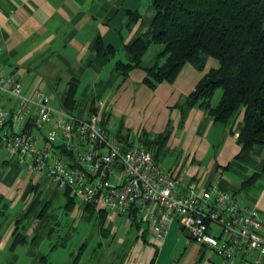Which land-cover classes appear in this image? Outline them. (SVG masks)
<instances>
[{
  "label": "crops",
  "instance_id": "0c3cea01",
  "mask_svg": "<svg viewBox=\"0 0 264 264\" xmlns=\"http://www.w3.org/2000/svg\"><path fill=\"white\" fill-rule=\"evenodd\" d=\"M154 14L153 0H0V73L14 75L26 94L42 89L53 106H65L68 86L77 80L76 103L65 107L84 117L99 113L104 124L116 113L120 121L114 135L121 141L116 135L120 128L133 144H142L144 133L153 136L170 126L157 156L162 165L182 174L184 181L217 184L258 206L264 215V142L242 151L236 122L214 120L199 101L183 116L177 105L218 64L216 59L210 57L203 70L186 63L173 82L162 81L154 89L143 81L142 67L131 69L125 79L117 70V60L127 58L125 45L148 29ZM108 45L113 52H106ZM55 95L57 105L51 102ZM14 102L12 98L5 103ZM27 128L40 131L32 124ZM250 177V183H243ZM64 190L0 148V253L7 256L1 264H22L21 245L31 255L26 264H220L221 257L186 235L177 221L159 240L148 223L117 212H108L104 221L97 212L99 235L94 245L89 247V237L81 236L79 248L58 258L57 245H65L64 240L42 247L59 222L50 208L65 196L64 211L91 216L85 202L68 204ZM30 215L42 216L33 234L21 225ZM19 233L24 240L13 243ZM255 256H237L230 264H255Z\"/></svg>",
  "mask_w": 264,
  "mask_h": 264
},
{
  "label": "built area",
  "instance_id": "2783aa9c",
  "mask_svg": "<svg viewBox=\"0 0 264 264\" xmlns=\"http://www.w3.org/2000/svg\"><path fill=\"white\" fill-rule=\"evenodd\" d=\"M1 29V22H0ZM14 103L6 105L7 101ZM52 122L45 132L42 124ZM28 124L39 128L34 133ZM0 148L18 164L46 174L74 198L107 212L148 223L159 240L177 221L230 264L255 253L264 261V215L217 184L171 172L142 144L112 135L99 113L79 115L53 106L42 89L22 91L14 75L0 73Z\"/></svg>",
  "mask_w": 264,
  "mask_h": 264
},
{
  "label": "trees",
  "instance_id": "16d2710c",
  "mask_svg": "<svg viewBox=\"0 0 264 264\" xmlns=\"http://www.w3.org/2000/svg\"><path fill=\"white\" fill-rule=\"evenodd\" d=\"M153 7L155 14L148 29L125 45L127 58L116 62L122 78L134 67H142L146 71L143 81L154 89L162 81L173 82L186 63L203 70L213 57L218 64L210 67L195 88L177 103L182 116L199 101L214 120L236 122L242 151L264 142V0H153ZM137 15L131 13V20ZM154 43L161 46L147 63V51ZM106 48V52L115 49L111 45ZM77 84V80H72L68 86L64 95L66 107L76 103ZM217 86H221L222 94L213 104L211 97ZM170 131L167 126L153 136L144 133L140 141L154 151L157 159ZM116 135L126 144H133L121 128ZM253 177L243 183H250ZM64 192L67 203L74 205L76 199L69 189ZM85 205L90 214L97 211L104 221L107 210L96 208L91 202ZM19 235H15L13 243L24 240Z\"/></svg>",
  "mask_w": 264,
  "mask_h": 264
},
{
  "label": "rangeland",
  "instance_id": "374dc122",
  "mask_svg": "<svg viewBox=\"0 0 264 264\" xmlns=\"http://www.w3.org/2000/svg\"><path fill=\"white\" fill-rule=\"evenodd\" d=\"M160 46L161 45L158 43L151 44L149 50L147 51L145 62L147 63L151 62L152 57L159 50ZM83 86H84V82L81 88H79V91L83 90ZM221 94H222V88L221 86H217L211 97L212 102L217 103L220 99ZM55 97L56 98L51 102L57 105L59 102L58 101L59 96L57 97L55 95ZM119 121H120V116L112 112L109 118V121L106 123V126L108 127L112 135H114V132L117 130ZM51 126H52V122H49V123L44 122L42 124V129L47 130ZM37 132L38 131H36V128H34V133H37ZM76 201L78 204H80L82 200L77 197ZM64 202H65V196H62V199L58 200L56 204L52 206V209L50 208L49 212L51 211V213L54 214L56 218L59 219V222L55 224L56 229L53 231L52 235L42 244L43 248L49 249L54 243L64 240L65 245L63 244L57 245V250H59V253L58 251H56L57 252L56 254H58L57 255L58 258H61V257L64 258L70 251H72L75 248H79L81 244L79 243V238L81 236L86 235L89 237L88 246L91 247L96 242L95 238L99 235L98 233L99 230L97 229V224H98L97 211H94L93 213H91V216L89 219L81 218L80 217L81 214L79 211H77L76 213L75 211L73 213L68 212L67 210L64 211ZM9 212L10 211H8V213ZM120 216L126 217V215L124 214H120ZM75 217H78V218L76 219ZM41 218H42L41 215H38L37 217L34 215H30L29 217L23 220V223L21 224L23 227L22 229L25 231H28L31 234L35 233L36 231L34 229L37 226L38 221ZM49 218L45 220L44 223L48 222L50 220ZM30 223H31V226L28 227ZM21 246L23 247V249L20 250V252L18 251L19 258L22 259L21 261L22 264H26L28 258H30L31 255L27 253L28 247H26V245H21ZM6 257L7 256L5 254L0 253V264L2 263L4 259H6ZM8 257L12 258L13 255L9 254Z\"/></svg>",
  "mask_w": 264,
  "mask_h": 264
},
{
  "label": "water",
  "instance_id": "95a60500",
  "mask_svg": "<svg viewBox=\"0 0 264 264\" xmlns=\"http://www.w3.org/2000/svg\"><path fill=\"white\" fill-rule=\"evenodd\" d=\"M182 227V226H181ZM183 228V227H182ZM184 229V233L186 234V235H188V236H191V232L188 230V229H186V228H183Z\"/></svg>",
  "mask_w": 264,
  "mask_h": 264
}]
</instances>
